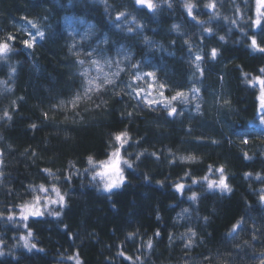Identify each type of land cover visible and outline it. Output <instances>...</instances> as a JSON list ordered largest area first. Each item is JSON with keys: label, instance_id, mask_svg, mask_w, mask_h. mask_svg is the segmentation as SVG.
I'll use <instances>...</instances> for the list:
<instances>
[{"label": "trees", "instance_id": "16d2710c", "mask_svg": "<svg viewBox=\"0 0 264 264\" xmlns=\"http://www.w3.org/2000/svg\"><path fill=\"white\" fill-rule=\"evenodd\" d=\"M152 2L159 5L155 11L133 0H0V38L9 33L17 37L9 58L0 60V81L11 89L0 87V264L264 261V202L259 200L264 150L250 147L264 144L254 128L264 120L256 81L264 76V53L250 47L253 36L264 46V10L257 0H189L193 20L184 0ZM121 11L125 16L116 21ZM258 17L257 27L253 22ZM65 18L94 24L96 38L106 42L105 52L122 50L127 55L118 82L90 93L91 99L81 96L75 107L71 102L81 86L62 24ZM30 20L45 21L48 35L34 49L20 42L28 39L24 29ZM202 26L211 27V34ZM212 48L218 50L215 60L209 58ZM196 54L203 59L196 61ZM137 72H152L169 96L199 89L202 107L170 116L166 109L135 101L132 90L127 100L124 89L136 85ZM220 94L225 107L218 104ZM125 131L130 139L121 157L133 168L121 164L126 180L109 193L92 177L100 170L99 162L107 161L118 146L115 135ZM89 156L95 169L88 164ZM184 156L196 159L182 161ZM220 166L231 192L209 189L203 180L218 179ZM177 183L185 185L183 194L176 191ZM40 185L49 192L33 191ZM52 186L65 196L62 208L44 207L45 196L56 198ZM193 192L195 201L189 199ZM36 195L41 196L42 215L20 219L21 206L34 203ZM54 211L60 216L51 215ZM10 214L14 220L7 219ZM189 229L196 235L185 248L187 239L182 237ZM29 231L30 242L36 244L31 251L21 239Z\"/></svg>", "mask_w": 264, "mask_h": 264}, {"label": "snow or ice", "instance_id": "6c2138e0", "mask_svg": "<svg viewBox=\"0 0 264 264\" xmlns=\"http://www.w3.org/2000/svg\"><path fill=\"white\" fill-rule=\"evenodd\" d=\"M134 4L136 6H139L140 8H146L152 11H155V9L157 7H159V5H155L153 4L152 0H133ZM258 4H262L264 5V0H257ZM169 7H171V4H169ZM184 7L187 10V13L190 17H192L193 20L196 19L195 16H193V8L194 5L189 2V0H184ZM208 7L210 8H214L215 5L214 4H209ZM125 16V12L121 11L119 12V14L115 17L116 21H120L121 17ZM29 23L32 25L33 28L37 29L36 34L32 35L30 32L27 33V35L29 36L28 39H23L20 42L26 47V48H33L37 38L43 39L45 37V33L41 30H39L37 28V25L35 23H33L32 21H29ZM132 23H135V18L133 17ZM233 23H235V21H233ZM257 27L260 26L261 24V20L258 17L254 22H253ZM137 27H139L138 24H136ZM173 27L178 31L179 30V26L177 25H173ZM203 27V32L205 33H209L211 34L212 29L211 27L208 26H202ZM133 28L131 26L128 27L127 31L132 32ZM27 31V30H25ZM220 40H224L223 36L219 37ZM251 39V45L250 47L253 48V50L259 51L261 53H264V46H262L261 44L257 43L256 38L250 37ZM17 37L12 35L11 33L7 34L5 37L0 38V60H7L8 54L12 51H14V43L16 42ZM89 55H91V53H89ZM218 55V50L216 48H212L210 50L209 53V58L212 60H215L216 57ZM203 57L200 54H196L195 56V60L196 61H200L202 60ZM79 63L81 65L84 64L83 60H80ZM91 63L93 65L96 66V70H97V76L93 77L92 79L88 80V87H86L84 89V93L83 96L91 99V95L90 93H95V92H100L101 89L108 84H112L114 83V81L111 79V76L108 73L103 72L102 66L99 64V62L97 60H92ZM107 63L109 64V66H111V61H107ZM133 67H137L136 65H133ZM196 68L198 71H200L201 75L203 74V69L201 68L200 64H196ZM119 71H123V69H119L116 73H112V75H119ZM12 72H15V68H12ZM260 72L262 74H264V68L260 69ZM88 74V69H85L81 75L83 76H87ZM102 74V75H101ZM144 77H152L154 78V74L152 72H145V73H140L137 72L135 73V79L136 80H141ZM97 80H102V83H96ZM256 81L259 82L260 86H261V95H260V107L261 109H264V76L262 77H257ZM0 87H3L4 91H8L10 92L11 89L6 87V82L5 81H0ZM131 87V85H130ZM149 87H151V85H149ZM161 89L164 88V85L161 84L159 86ZM132 91L136 94V96H140L141 92H143L144 90L142 88H138V87H133ZM193 93H198L199 89H192ZM151 94L148 93L147 95H145L143 97V102L147 103L149 106L153 105V104H162V106L165 109H168V114L170 116H174L177 115V110L175 107L171 106V101H175L178 97H184L185 100L187 99L185 93L183 92H177L176 95H173L171 97L170 100H168L166 97H163V92H160V97L163 98L161 100H156V99H149L148 97ZM82 97L80 94H77L75 96V98L72 100V104L73 107L76 106L77 101L81 100ZM15 103V102H13ZM225 103H227V101H225ZM99 107V105H98ZM197 110H199L200 105L197 104L196 105ZM155 110V109H154ZM182 114V113H181ZM45 118H47V113H44ZM129 116L132 115V113H128ZM5 116H8V113L5 112ZM8 119H11V117L9 116ZM261 123L264 124V120H261ZM30 127H32L33 129L36 128L35 124H31ZM130 137L128 136V133L122 132L119 134L115 135V141L117 142V147H115V149L111 152L110 157L107 161H101L99 162V169L98 171L94 172L93 175V180H95L97 177H100L101 180L103 181V189L106 192L111 193L114 189H118L120 188L125 180L126 177L124 176V171L121 168V164H123L124 166H126L128 169H132L133 168V163L130 162L128 159H123L121 157V150L124 148V146L128 143ZM244 143H247V140L243 141ZM36 153L33 152V156H35ZM144 153L141 152L136 156V160L139 161L140 157L143 156ZM151 155L155 156V153H152ZM245 158L248 159L249 157L247 156V153L244 154ZM0 156H2V153H0ZM157 159H159V157H157ZM180 159L182 161H192L195 160L196 157L194 156H184V157H180ZM174 162V161H173ZM0 164H2V160H0ZM88 164L93 166V168L95 169L97 167L96 162L93 160V158L91 156L88 157ZM43 171L48 172L49 175H52L51 171L49 169H44ZM216 171L219 173V177L218 179H212L209 180L208 176L203 177V180L207 182V187L209 189H219L222 192H231V188L230 185L227 183V176L225 174V167L224 166H220L219 168L216 169ZM2 174V173H0ZM246 175H251L250 173L246 174ZM260 177L257 176V179H259ZM67 179H71V176L67 177ZM145 179H147V177H145ZM199 181L193 179L192 183H198ZM175 189L177 192L183 194V190L185 188V185L183 183H177L174 185ZM33 191H38V192H42V193H48L49 189L46 188L44 185H40L38 188H33ZM51 191L55 193L56 198L53 199L51 196H45L44 199L47 201V203L44 205L45 208H47L49 206V204L51 205H58L60 208L63 207L64 203H65V196L61 194L60 190L58 188H56L55 186H52ZM189 199L195 201L197 199V194L195 192H193V194L189 197ZM259 200L261 202H264V189L261 190V193L259 194ZM34 203L32 204H26V205H22L21 206V215H20V219L22 220H27L29 218V216H41L42 212L40 210V201H41V196L40 195H36L34 197ZM188 209H184V212H187ZM60 211H54L51 213V215H55L57 217L60 216ZM14 215L10 214L8 215L7 219L8 220H14ZM159 218V217H158ZM205 220H207V217L204 218ZM242 223V222H240ZM240 223H238L237 225L233 226L232 229V233H236L237 228L240 227ZM25 227H27V225H25ZM190 233V235H189ZM156 235H159V232L156 233ZM196 233L194 231H192L191 229L188 230V233L184 234V237L182 238H186L187 239V243H185L184 247L185 248H189L192 245V240L193 237H195ZM31 236L32 233L31 231L28 232L27 236L21 237V239L24 240V244L23 247L27 248L29 251H31L32 249L36 248V244L35 243H31ZM133 236V234H129V237ZM235 238V237H233ZM255 238V237H254ZM171 239V237H170ZM2 243V242H0ZM147 248L151 249L152 248V241L149 240L147 242ZM4 252L2 250H0V256H3ZM120 255H123V253H120ZM78 256V254H77ZM131 259V258H129ZM77 264H81V262L77 259ZM261 264H264V261H261Z\"/></svg>", "mask_w": 264, "mask_h": 264}, {"label": "rangeland", "instance_id": "374dc122", "mask_svg": "<svg viewBox=\"0 0 264 264\" xmlns=\"http://www.w3.org/2000/svg\"><path fill=\"white\" fill-rule=\"evenodd\" d=\"M258 4V3H257ZM33 23L37 25V28L45 33V37L43 39L37 38V41L35 45L42 41H46L48 35L46 32V23L43 20H30ZM63 26L64 29L67 31V38L69 39V46L70 51L72 52V57L74 58V62L76 63V67H78L79 72L77 75H79V85L81 86V89L79 90V94L83 96L84 89L88 87V80L92 79L93 77L97 76V70L96 66L91 63L92 60H97L99 64L102 66L103 72L108 73L111 76V79L115 82H118V79L122 72L126 70V64H127V55L125 52H122V50H118L115 55H111L109 52H105L106 49V42L104 40L98 41L96 28L94 24L90 22H86L83 19L79 18H65L63 20ZM24 30H27L26 32H30L32 35L36 34L37 29L33 28L32 25L29 23V21L26 22V27ZM28 36V35H27ZM29 38V36H28ZM35 45L33 48H35ZM91 53V55H89ZM80 60L84 61V64L81 65L79 63ZM107 61H111V66L107 63ZM88 69L87 76L81 75V73ZM119 69H123V71H119V75H112V73H116ZM102 75V74H101ZM136 85L134 87L142 88L144 91L141 92L140 96H136V94L133 92V95L131 94V98H133L135 101H142L141 103L151 109H165L162 104H153L149 106L147 103L143 102V97L150 93L151 95L148 97L149 99H156L161 100L163 98L160 97V92H163V97H166L168 100L171 99L173 96H169L166 93L165 88L161 89L159 86L161 85V82L158 81L156 77H144L141 80H136ZM96 83H102V80H97ZM112 83V84H114ZM112 84L105 85L111 86ZM151 85V87H149ZM103 88L101 90H103ZM107 88V87H106ZM185 93L187 99L185 100L184 97H178L175 101H171V106L175 107L176 110L179 111H199L197 110L196 105L199 104L200 107L203 105V98L201 97L200 93H193L191 91L183 92ZM94 94V93H92ZM176 95V94H175ZM220 107H225L227 105L225 103L223 95L220 94ZM168 110V109H166ZM262 118L258 121L256 126L254 127L256 129V132L258 133L259 137H264V124L261 123ZM264 139V138H263ZM248 140V139H247ZM247 144V143H246ZM252 150L257 151H263L264 150V144L261 147L259 143H253L251 146ZM94 184L98 186L101 190L103 189V181L100 177H97L94 180Z\"/></svg>", "mask_w": 264, "mask_h": 264}, {"label": "bare ground", "instance_id": "6f19581e", "mask_svg": "<svg viewBox=\"0 0 264 264\" xmlns=\"http://www.w3.org/2000/svg\"><path fill=\"white\" fill-rule=\"evenodd\" d=\"M131 90H132V89H131V87H130V90H129V85H128V86H126V87H125V89H124V93H125V95H126V94L128 95V96H126L127 100H129V99H128V98H129V95H130V93H129V92H130ZM121 91H123V90H121ZM121 91H120V92H121ZM120 92H119V93H117V96H120V95H121V93H120ZM141 104H142V103H141ZM142 105H143V104H142ZM143 106H144V105H143Z\"/></svg>", "mask_w": 264, "mask_h": 264}, {"label": "water", "instance_id": "95a60500", "mask_svg": "<svg viewBox=\"0 0 264 264\" xmlns=\"http://www.w3.org/2000/svg\"><path fill=\"white\" fill-rule=\"evenodd\" d=\"M260 9L264 10V5L260 4Z\"/></svg>", "mask_w": 264, "mask_h": 264}]
</instances>
